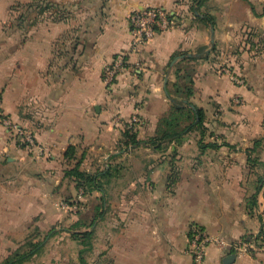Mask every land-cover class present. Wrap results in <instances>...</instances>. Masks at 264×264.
I'll list each match as a JSON object with an SVG mask.
<instances>
[{
  "label": "crops",
  "instance_id": "obj_1",
  "mask_svg": "<svg viewBox=\"0 0 264 264\" xmlns=\"http://www.w3.org/2000/svg\"><path fill=\"white\" fill-rule=\"evenodd\" d=\"M30 1L0 0V220L26 226L49 201L81 192L65 177L74 145L82 169L95 171L103 161L116 174L88 264H193L187 246L194 224L228 243L211 244L206 264H264V246L234 248L259 233L264 214V141L253 153L257 162L247 154L264 137V15L237 0H208L200 14L193 0H53L57 9L40 13L28 10ZM141 6L165 8L173 23L132 56L142 70L107 86L103 68L129 47V15ZM207 13L215 36L199 17ZM212 44L216 55L194 62L192 100L206 112L204 133L193 130L164 150L125 147L127 124L138 138L153 136L171 108L180 58L173 57ZM2 115L26 127L44 152L19 146Z\"/></svg>",
  "mask_w": 264,
  "mask_h": 264
},
{
  "label": "trees",
  "instance_id": "obj_2",
  "mask_svg": "<svg viewBox=\"0 0 264 264\" xmlns=\"http://www.w3.org/2000/svg\"><path fill=\"white\" fill-rule=\"evenodd\" d=\"M193 1L194 3L191 6V10L196 14H200L201 7L205 5L208 0ZM250 5L255 15H264V7L261 12H258L254 4L250 2ZM32 7L35 8L34 11H36L37 13L51 8L55 10L57 9V5L53 0H31L28 3L27 8L29 10ZM25 13L26 12L23 9L20 14V19L22 21L26 20ZM199 17L207 25H214L215 18L210 14L207 13L203 17L199 15ZM216 50V44H212L211 49L207 50L205 46L200 48L197 55L182 54L181 56H179L178 54H176L173 57V59H175L176 57L180 58L174 64L175 82L171 91V108L160 118L157 131L153 136L142 139L138 138V132L134 130V126L125 129L122 132V141L125 147L128 148L130 145H132L133 147H138L143 144H150L154 146L156 150H164L173 140H180L185 134L193 130H200L201 133H204V131L207 129L204 124L206 120V112L203 108L196 105L192 100L195 94L194 74L196 67L194 62L199 59H209L212 53L216 55ZM193 105L195 107H193ZM263 139L264 137L256 139L253 143V147L247 149L249 162L255 163L258 161V157H254L253 153L262 146L264 141ZM209 145L213 147L218 146L215 143H211ZM77 152V147L74 145H71L66 151V158L68 160H74L75 162L65 169V177L71 178L73 181H75L76 187L82 188L84 190V193H90L93 191L101 192V206H104V193L106 191L107 185L116 175L115 171L110 167H104L103 169H97L92 172L82 169L81 165L83 156L77 157ZM263 176L264 172L262 173V177ZM261 187L262 185L259 184L256 188V192L248 199L247 208L251 211L254 210L255 207H257V196ZM103 213L104 210L100 212L101 217L103 216ZM260 218L262 221V227L259 233L256 235L248 234L243 238V240L247 242L253 241L257 247L264 246V214L261 215ZM93 232V230H85L84 232H81L82 234H80V236L85 237V241H87V244L85 245L86 249H92L93 245L89 241L93 236ZM48 235L46 237H48ZM76 237L79 238V235L76 234ZM44 243L45 240L36 242L34 244L29 242V244H27L29 246L28 250L23 252L17 251V253H14L11 256L7 257L4 264L24 263L34 254L39 253L43 248ZM80 259L82 264H88V261L85 259L82 250L80 251Z\"/></svg>",
  "mask_w": 264,
  "mask_h": 264
},
{
  "label": "rangeland",
  "instance_id": "obj_3",
  "mask_svg": "<svg viewBox=\"0 0 264 264\" xmlns=\"http://www.w3.org/2000/svg\"><path fill=\"white\" fill-rule=\"evenodd\" d=\"M237 2L245 5H250L251 2L258 12H261L264 7V0H237ZM215 24L216 20L211 28H215ZM214 33L215 31L213 32L215 36ZM217 52L219 53V49ZM100 163L99 166H96L97 169L104 168V162ZM80 191L60 200L49 201L46 204L47 211L25 219L29 225L25 223L26 226L24 224L16 226L17 224H15V227L10 224L8 228L7 219L1 218L0 264H4L7 257L17 253V251L28 250L29 246L27 244L29 242L34 244L42 240H45V243L41 251L22 264H82L80 259L81 250L87 261L91 259V249L85 248L87 241L80 234L85 230H93V236L89 241L93 245V241L96 240L94 229L101 224L100 220L103 219V216H100V212L104 210V206H101L102 195H97L100 194L99 192L84 193L82 188H80ZM12 226L16 229L12 230ZM76 234L79 235V238L76 237ZM47 235L48 237H46Z\"/></svg>",
  "mask_w": 264,
  "mask_h": 264
},
{
  "label": "built area",
  "instance_id": "obj_4",
  "mask_svg": "<svg viewBox=\"0 0 264 264\" xmlns=\"http://www.w3.org/2000/svg\"><path fill=\"white\" fill-rule=\"evenodd\" d=\"M173 23L169 11L159 6H141L134 9L129 15L130 24V44L127 49L117 52L112 60L105 64L103 68V80L107 86H112L117 82V78L124 72L132 69L134 72L143 69V62L138 58L132 60V56L139 55L143 46L147 44L154 35L161 30H165ZM239 83L244 81L233 76ZM2 124L6 128L10 137L21 147L28 149H38L44 152V149L37 144L33 134L26 127L13 121L8 116L2 115ZM137 118H133V123ZM131 124H127L128 128ZM226 247L227 242L218 238H213L205 229L199 225H192L188 235L187 253L191 256L193 264H206L208 248L211 244ZM236 251L252 252L257 248L253 241L234 244Z\"/></svg>",
  "mask_w": 264,
  "mask_h": 264
},
{
  "label": "water",
  "instance_id": "obj_5",
  "mask_svg": "<svg viewBox=\"0 0 264 264\" xmlns=\"http://www.w3.org/2000/svg\"><path fill=\"white\" fill-rule=\"evenodd\" d=\"M215 31V28L214 27H212V32H214ZM193 107H195L194 105H193Z\"/></svg>",
  "mask_w": 264,
  "mask_h": 264
}]
</instances>
